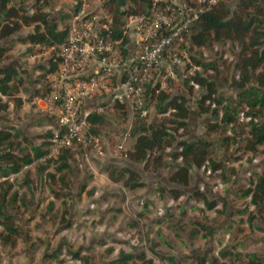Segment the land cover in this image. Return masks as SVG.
Listing matches in <instances>:
<instances>
[{
  "label": "rangeland",
  "instance_id": "rangeland-1",
  "mask_svg": "<svg viewBox=\"0 0 264 264\" xmlns=\"http://www.w3.org/2000/svg\"><path fill=\"white\" fill-rule=\"evenodd\" d=\"M107 1L102 0V4ZM237 2L228 1L231 8ZM35 6V2L28 1L24 8L31 15ZM126 6L125 9H138L131 3ZM44 11L63 29L73 6L70 0H51ZM32 32L33 28L23 27L16 37ZM29 49L28 45L16 43L10 52L26 71L18 95L24 100L23 106L17 110L12 101L0 96L3 103L10 104L7 112H0V130H19L21 137L16 141L24 147L28 144L22 137L34 145L48 138L46 116L34 105L35 98L45 89L46 66L41 59H32L37 48H31V52ZM240 52L236 43H214L194 50V56L215 65L227 77L229 83L213 70L203 71L219 83L218 94L232 101L240 93L230 85L238 76L235 65ZM202 93L197 87L189 91L186 82L175 93L188 101L190 117L186 128L176 126L172 111L161 116L154 110L149 122L156 118L166 123L180 139L209 140L214 150L212 159L223 165L222 171L194 169L190 186L177 187L169 181L175 166L181 163L167 156L173 149L166 150L165 166L158 169L153 160L145 165L128 160L88 162L75 156L69 162L72 171L57 172L55 164L41 170L46 166L37 162L0 188L6 190L12 185L11 193H18L26 201V207L17 202L11 210L15 220L10 223L19 228L22 237L14 247L0 242V264H112L121 257V252L135 256L128 264H198V258H206L207 264H239L247 261L249 253H256L264 260V206L255 208L250 198L244 196L251 182L264 175V146L255 154L244 149L242 139L247 136L249 119L243 112L237 123L240 137L229 128L211 132L208 128L211 116L199 115L197 110ZM116 121L119 126V119ZM111 128L109 123L104 130L111 132ZM227 137H235L238 142L229 145L225 141ZM134 141L132 137L128 147L132 148ZM111 169L135 171L144 188L130 190L122 183L111 181L107 175ZM49 175H54L55 180L49 179ZM53 191L59 194L58 198ZM175 191L182 195L175 198ZM197 193H204L218 206L214 210L206 209ZM199 223L214 229L213 236L205 239V231L192 236ZM223 251H230L234 258H221ZM74 254L79 258L75 259Z\"/></svg>",
  "mask_w": 264,
  "mask_h": 264
},
{
  "label": "trees",
  "instance_id": "trees-1",
  "mask_svg": "<svg viewBox=\"0 0 264 264\" xmlns=\"http://www.w3.org/2000/svg\"><path fill=\"white\" fill-rule=\"evenodd\" d=\"M28 1L35 2L34 12L30 15L26 12L24 5ZM51 0H0V96L7 98L14 103L18 110L23 106L24 100L18 97L23 87V76L26 71L20 61L13 59L10 52L16 43L34 47H48L55 42H63L66 38V30L59 29L58 24L51 19L48 12L44 11L50 5ZM150 0H108L105 7L112 15L115 24H120L127 3L137 5L138 9H128V13H137ZM232 1V0H228ZM228 1L220 2L211 11L204 14L199 21L191 28L190 42L197 48H208L214 43H236L240 49V56L235 68L238 72L230 83L240 91L236 101L218 94L219 83L205 73H197L190 80L186 81L189 91L193 86L189 85L191 80L202 89L203 93L197 100L199 115H210L208 128L211 132L229 128L235 136L237 134L238 116L244 113L249 119L246 124L247 136L242 139L244 149L252 154L258 152L259 147L264 146V0H238L234 8H231ZM69 16V15H68ZM66 18V17H65ZM64 18V19H65ZM23 27L33 28V32L25 37H16ZM195 62L203 68V71L213 70L218 76L222 72L215 65H208L202 59L195 58ZM44 75L50 72L44 68ZM225 83H229L227 77L222 76ZM41 95V94H40ZM0 97V112H7L10 104L3 103ZM185 97H169L162 94L158 97L155 109L158 115L166 114L174 110L172 116L178 128H186L190 117V110ZM103 123L97 119L96 122ZM215 121V122H212ZM50 133H48L49 137ZM135 138L133 147L128 156V161L134 164L148 165L153 160L155 168H162L163 158L166 150L174 151L167 154L173 161H179L174 172L169 178L171 184L177 187L188 188L191 184L193 170H209L212 173L222 171L223 165L212 159L213 147L209 140L180 139L179 136L168 128L166 123H160L156 118L149 124L144 123L132 130ZM239 136V135H238ZM236 136V137H238ZM19 130H0V188L8 182L11 177L19 175L25 168L39 162L48 153L49 143L47 138L40 145H34L26 137L23 141L28 144L16 141L20 139ZM240 137V136H239ZM235 137H227V144L237 143ZM74 154L70 149L61 152L57 160L41 163L47 169L49 165H56L57 172H70V159ZM109 179L115 183H122L130 190L144 188L140 175L131 169H122L117 172L115 169L107 171ZM49 179L55 180L54 175ZM12 185L8 189H0V242L16 246V242L22 237V233L15 224L11 210L19 202L26 207L25 197H19L18 193H11ZM55 197L59 194L53 191ZM175 198L182 195L175 191ZM208 210H214L218 203L210 202L204 193H197ZM250 198V204L255 208L264 206V175L251 182V186L244 193ZM226 208L223 202V209ZM252 221V218H249ZM198 229L192 236L199 235L205 231V239L213 236L214 229L199 223ZM221 258H234L230 251L220 253ZM73 257L78 259V254ZM135 258L132 254L121 252V257L112 264H128ZM198 264H207L206 258H198ZM263 259L256 253H249L247 261L239 264H263ZM174 263V261H172ZM217 262V261H215ZM151 264V263H148Z\"/></svg>",
  "mask_w": 264,
  "mask_h": 264
},
{
  "label": "built area",
  "instance_id": "built-area-1",
  "mask_svg": "<svg viewBox=\"0 0 264 264\" xmlns=\"http://www.w3.org/2000/svg\"><path fill=\"white\" fill-rule=\"evenodd\" d=\"M70 1L65 40L37 47L32 56L50 71L34 101L50 133L39 162L57 160L65 149L81 161L127 160L132 130L151 123L158 97H177L182 83L203 73L191 28L228 0H150L137 13L124 7L118 25L102 0Z\"/></svg>",
  "mask_w": 264,
  "mask_h": 264
},
{
  "label": "crops",
  "instance_id": "crops-1",
  "mask_svg": "<svg viewBox=\"0 0 264 264\" xmlns=\"http://www.w3.org/2000/svg\"><path fill=\"white\" fill-rule=\"evenodd\" d=\"M58 27L59 29H62V27L58 24ZM34 48H37V47H34ZM47 130H48V127H47ZM133 147V146H132ZM12 178V177H11Z\"/></svg>",
  "mask_w": 264,
  "mask_h": 264
}]
</instances>
